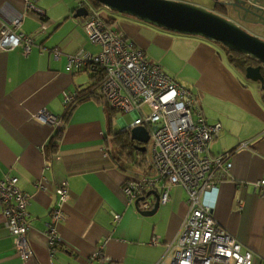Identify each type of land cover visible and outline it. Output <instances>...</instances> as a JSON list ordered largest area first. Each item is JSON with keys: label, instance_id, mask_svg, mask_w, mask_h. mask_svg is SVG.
Returning <instances> with one entry per match:
<instances>
[{"label": "crops", "instance_id": "crops-1", "mask_svg": "<svg viewBox=\"0 0 264 264\" xmlns=\"http://www.w3.org/2000/svg\"><path fill=\"white\" fill-rule=\"evenodd\" d=\"M26 1L0 0V30L19 16L16 32L33 39L27 56L21 47L0 50V180L16 178L17 188L30 196L26 212L31 257L23 262L16 255L0 212V264H155L186 215L185 193L179 186L170 187L169 201L152 215L153 201L148 206L127 200L122 185L136 172L118 168L108 151L112 138L136 115L108 114L92 99L74 106L59 126L56 151L49 150L57 128L38 122L36 114L46 110L62 118L64 97L75 100L78 91L92 83L91 68L65 72V54L84 50L95 56L100 48L89 42L82 19L70 22L75 10L70 0H36L40 15L27 10ZM244 21L247 32L264 40L263 20L253 26ZM111 28L189 90L208 124L220 125L208 155H228L231 169L202 202L212 208L218 225L253 254L252 264H264V195L255 189L264 180V100L259 86L234 75L214 43L121 17ZM54 49L63 54L55 59ZM126 115L132 116L128 124ZM62 181L68 184V199L63 218L55 224L60 241L50 253L46 223ZM113 214L120 215L117 222ZM100 246L99 258L92 259Z\"/></svg>", "mask_w": 264, "mask_h": 264}, {"label": "built area", "instance_id": "built-area-1", "mask_svg": "<svg viewBox=\"0 0 264 264\" xmlns=\"http://www.w3.org/2000/svg\"><path fill=\"white\" fill-rule=\"evenodd\" d=\"M36 0H27L26 9L40 15L34 6ZM78 6L88 10L83 18V26L89 42L100 48L97 55L78 50L66 55L65 72L71 74L84 67L93 71L101 68L104 80L100 95L107 105L136 117L130 129L137 125H148L152 142L150 169L147 174L128 177L122 190L129 201L144 198L147 192L159 195V205L169 201L168 191L179 186L186 196V215L182 219L177 234L163 257L155 264H252L253 254L243 250L241 244L215 221L212 208L202 202L203 195L217 189L231 169L228 155L212 157L208 155L211 142L219 135V124H208L193 94L181 86L172 76L166 74L158 64L150 60L140 49L128 44L114 29L106 26L88 2L80 0ZM41 18V16H40ZM20 17L0 30V50H13L21 47L27 56L33 44L32 37L17 33ZM42 32L45 27L42 24ZM62 50L54 49L53 56H61ZM73 97L65 96L66 109ZM143 106L149 114L145 115ZM40 123L58 128L62 119L46 110L36 116ZM17 179L6 177L0 180V212L9 230L16 255L23 262L31 257L27 234L26 207L30 196L20 191ZM255 189L264 195V180L255 184ZM56 200L46 223V234L50 253L60 241L55 224L63 218L62 207L68 199V184L60 182L55 189ZM141 204L151 206L143 200ZM120 218L113 214L114 222ZM152 239V243H156ZM92 259L100 256V249ZM169 259V260H167Z\"/></svg>", "mask_w": 264, "mask_h": 264}, {"label": "water", "instance_id": "water-1", "mask_svg": "<svg viewBox=\"0 0 264 264\" xmlns=\"http://www.w3.org/2000/svg\"><path fill=\"white\" fill-rule=\"evenodd\" d=\"M91 7L98 4L118 15L133 18L139 22L169 33L199 37L208 42L219 44L224 48L246 56L253 65L244 68L242 76L247 81L259 86L264 100V40L250 34L233 21L197 5L177 0H85ZM245 11L254 8L264 13V0H241ZM88 10L78 6L74 10L73 19L87 17ZM151 129L137 125L128 129L130 139L136 143L138 152L146 151L145 146L150 141ZM126 129V128H125ZM127 130V129H126ZM143 200L153 201L152 215L159 206V195L155 191L148 192L144 198L135 201L140 204Z\"/></svg>", "mask_w": 264, "mask_h": 264}, {"label": "trees", "instance_id": "trees-1", "mask_svg": "<svg viewBox=\"0 0 264 264\" xmlns=\"http://www.w3.org/2000/svg\"><path fill=\"white\" fill-rule=\"evenodd\" d=\"M92 9L97 13V17L100 20H102L104 24H106V26L110 28L112 24L115 22L116 18L118 17L132 19L136 22H139L133 18L118 15L117 13L111 12L98 4H94ZM139 23L144 24L142 22H139ZM144 25H147V24H144ZM158 30L163 31L165 33H169L161 29H158ZM169 34H173V33H169ZM174 35H177V34H174ZM216 45L226 52V56L231 66L235 69V71L239 75L242 76L244 68L246 67V65L249 64V62H251V60L247 58L246 56L230 51L219 44H216ZM86 68L90 69L89 67H86ZM90 77L92 81L91 85L86 89H81L78 91L76 99L72 101L71 104L65 109L64 115L61 118L62 123L63 121L67 120V118L71 114L72 109L77 103L86 101L88 99L94 100L108 114L117 112L111 109L107 105V103L103 100L102 96L100 95V87L104 80L103 70L101 68H95L93 72L91 73ZM144 126L150 129L148 125H144ZM58 128L49 145V150L52 153L56 151L57 143L60 140L61 133H62V128L61 127H58ZM135 145L136 143L130 139L129 132L127 129L121 133H117L112 138V141L110 143L111 149L110 151H108V153L110 154V157L112 158L113 163L118 168H121L122 170L124 169L129 170L130 172L135 171L136 175L142 174V173L147 174L150 169V158L146 155V151L144 152L136 151L134 148Z\"/></svg>", "mask_w": 264, "mask_h": 264}, {"label": "flooded vegetation", "instance_id": "flooded-vegetation-1", "mask_svg": "<svg viewBox=\"0 0 264 264\" xmlns=\"http://www.w3.org/2000/svg\"><path fill=\"white\" fill-rule=\"evenodd\" d=\"M181 1V0H177ZM211 1V6L209 7V10H213L215 13L233 21L236 23L238 26H240L242 29L245 30L244 26H242V23H245L246 26H248V23L244 21V19L248 20L249 26H253V23L256 21H264V13H261L260 11H257L254 8H250L249 11H245V7L247 8L246 5L243 6V3L241 0H233L232 2H219V0H208ZM185 2V1H182ZM187 3V2H186ZM190 3V1H189ZM204 8L206 5H200ZM206 7V9H208ZM243 15V16H242ZM248 16V17H244ZM246 31V30H245ZM249 64L253 65L254 63L249 62Z\"/></svg>", "mask_w": 264, "mask_h": 264}, {"label": "rangeland", "instance_id": "rangeland-1", "mask_svg": "<svg viewBox=\"0 0 264 264\" xmlns=\"http://www.w3.org/2000/svg\"><path fill=\"white\" fill-rule=\"evenodd\" d=\"M73 4H74V7H73V9H76L77 8V4L79 3V1L80 0H70ZM181 1H185V2H187V3H189V1H190V3L189 4H192V5H197V6H200V5H206V6H204V8H206L207 6H211L212 4H211V1H208V0H181ZM200 7H202V6H200ZM209 7H207L208 9H209ZM75 20V21H74ZM70 22H78V19H71V21ZM81 26V25H80ZM82 27V29L85 31V29H84V26H81ZM201 40H204V39H201ZM205 42H208V41H206V40H204ZM216 45V44H215ZM216 48L218 49V50H220L221 48L218 46H216ZM220 48V49H219ZM220 54L222 55V56H225L226 57V52L224 51V50H222L221 49V51H220ZM229 66V65H228ZM229 68H231L230 66H229ZM229 70V69H228ZM231 71L233 72V74L234 75H236L238 78H240L241 79V81L243 82V83H246V84H251V82H249V81H247L246 79H244V77L243 76H241V75H239L236 71H235V69L232 67L231 68ZM258 92H260L259 90H258ZM259 94H261V92L259 93ZM143 111H144V113H145V115H148L149 114V109H148V107L147 106H143ZM117 113H119V112H117ZM119 116H121L120 114H118ZM124 120H127L125 123L126 124H128L129 122H131L132 121V116L131 115H126V116H124ZM118 126V125H117ZM145 148H146V155L150 158L151 157V155H152V142H151V140L148 142V144L145 146Z\"/></svg>", "mask_w": 264, "mask_h": 264}]
</instances>
